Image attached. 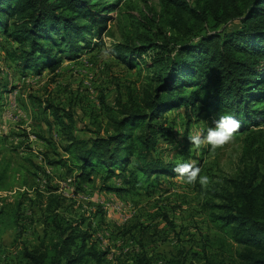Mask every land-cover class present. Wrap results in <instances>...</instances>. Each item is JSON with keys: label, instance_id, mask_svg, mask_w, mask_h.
Segmentation results:
<instances>
[{"label": "trees", "instance_id": "trees-1", "mask_svg": "<svg viewBox=\"0 0 264 264\" xmlns=\"http://www.w3.org/2000/svg\"><path fill=\"white\" fill-rule=\"evenodd\" d=\"M121 1L0 0V35L16 45L5 50L6 57L24 75L41 76L50 70L56 77L65 59L78 60L98 47L93 39L101 38ZM160 4V14L148 6L139 11L145 14L146 26L136 15L131 18L133 31L114 46L113 57L129 69L148 56L151 63L146 68L153 75L140 99L129 91L126 100L119 97L110 106L104 95L100 97L107 117L105 135L76 136L74 112L46 103L45 110L67 144L66 156L43 154L45 167L36 169L44 176L46 167H61L68 175L76 170L83 183L99 176L106 189L110 180L120 179L124 187L117 192H150L162 188L161 177H178L177 164L155 155L161 142L175 141L174 126L166 116L170 111L185 107L215 121L230 114L240 122L235 135L264 123V0H160ZM166 27L172 34L165 32ZM250 131L243 168L220 191L212 192L218 203L211 200L205 205L211 223L224 235L215 244L204 238L201 264H264V130ZM50 145L56 149L52 141ZM11 165L8 161L0 165V188L17 171ZM62 204L61 195L50 194L48 208L57 240L45 248L25 245L18 264L105 262L108 252L98 248L90 230L81 228L84 221L67 220L57 212ZM18 205L20 215L23 205ZM136 261L150 264L145 257ZM166 264L187 262L172 258Z\"/></svg>", "mask_w": 264, "mask_h": 264}, {"label": "rangeland", "instance_id": "rangeland-1", "mask_svg": "<svg viewBox=\"0 0 264 264\" xmlns=\"http://www.w3.org/2000/svg\"><path fill=\"white\" fill-rule=\"evenodd\" d=\"M146 6L158 14L162 10L160 0H122L110 14L112 21L101 38L94 37L98 47L84 52L78 60L65 59L56 77L50 70L41 76L22 74L5 54L6 49L16 45L0 35V79L5 87L0 89V165L8 161L17 168L0 188V264H18L25 245L45 248L57 240L52 209L48 208L50 194L55 193L64 198L57 212L67 220L84 221L81 228L90 230L98 248L108 252L103 264H137L138 257H145L150 264H166L172 258L201 264L204 238L213 239L215 244L223 237V232L211 223L205 205L211 200L219 202L212 192L220 191L226 180L239 174L246 136L251 129L264 130V123L211 151L210 146L196 148L190 137L206 135L207 129L214 127L213 117L208 120L205 113L185 107L166 115L174 126L175 141L161 142L155 155L177 165L195 162L201 175L211 178L206 188L199 181L190 185L179 176H163L161 189L120 193L115 190L124 187L120 179L110 180L106 189L99 176L83 183L77 179L76 170L68 175L61 167H46L48 175L44 176L36 169L45 167V153L50 158L65 155L67 144L62 129L45 110L48 101L74 112L75 135L88 139L105 135L107 117L100 104L102 95L113 106L119 97L126 100L129 91L139 99L146 91L153 75L146 68L151 59L143 56L137 61L140 66L129 69L112 55L114 46L133 31L131 18L136 15L141 25H147L142 22L145 14L139 13L146 11ZM165 32L171 33L170 28L166 27ZM18 203L23 205L20 215ZM165 215L174 228L168 225Z\"/></svg>", "mask_w": 264, "mask_h": 264}, {"label": "clouds", "instance_id": "clouds-1", "mask_svg": "<svg viewBox=\"0 0 264 264\" xmlns=\"http://www.w3.org/2000/svg\"><path fill=\"white\" fill-rule=\"evenodd\" d=\"M239 128L240 122L237 119L230 114H224L214 122V127L207 129L206 135H194L190 137V142L196 148L210 146L211 151H215L231 143ZM174 171L185 183L190 185L199 181L200 185L206 188L211 183L209 176L201 175V169L195 162L178 164Z\"/></svg>", "mask_w": 264, "mask_h": 264}, {"label": "crops", "instance_id": "crops-1", "mask_svg": "<svg viewBox=\"0 0 264 264\" xmlns=\"http://www.w3.org/2000/svg\"><path fill=\"white\" fill-rule=\"evenodd\" d=\"M0 99H1V97H0Z\"/></svg>", "mask_w": 264, "mask_h": 264}]
</instances>
